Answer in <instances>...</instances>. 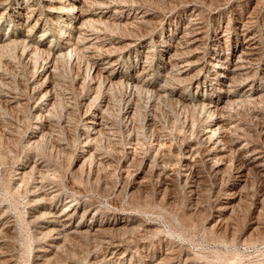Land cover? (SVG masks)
Instances as JSON below:
<instances>
[{
    "label": "rangeland",
    "instance_id": "obj_1",
    "mask_svg": "<svg viewBox=\"0 0 264 264\" xmlns=\"http://www.w3.org/2000/svg\"><path fill=\"white\" fill-rule=\"evenodd\" d=\"M86 3L100 12L85 26L103 34L102 48L65 47L70 12L0 0V264H264V0ZM242 28L256 47L250 81L222 86L216 66L236 59ZM110 55L108 81L96 69ZM186 59L194 66L180 73ZM100 100L105 120L87 152L85 110ZM207 124L224 153L208 155ZM63 200L79 206L78 231L54 243L47 211Z\"/></svg>",
    "mask_w": 264,
    "mask_h": 264
},
{
    "label": "bare ground",
    "instance_id": "obj_2",
    "mask_svg": "<svg viewBox=\"0 0 264 264\" xmlns=\"http://www.w3.org/2000/svg\"><path fill=\"white\" fill-rule=\"evenodd\" d=\"M37 1V0H36ZM88 0H69V2H70V4H69V6H68V4H67V6H68V8L66 9L65 8V6H64V4L63 5H57V4H60V0H39V3H41L42 5H46L48 8L50 7L51 9H50V11H52V9H56V10H54V12L55 13H57V15L60 17V16H65V14H67V12H70L71 13V18L72 19H74V24L73 25H68V29H61V31L62 32H64V34H63V36H62V40H63V44L65 45V47H67V48H70V47H72L75 43H82V44H84V46L85 47H87V48H90V47H95V46H99V47H101V46H105L106 44H107V41H106V38L103 36V34L102 35H98L97 33H100V32H97V33H95V32H93L92 33V31H90V25H89V29L85 26V24H87L88 25V23H90V24H92V23H94V25H95V21H96V19L98 18V16H100V12L97 10V11H87V9H85L86 8V6L87 5H89V4H87L86 2H87ZM91 1V0H90ZM97 2V1H96ZM100 2V1H99ZM98 2V3H99ZM103 2V1H102ZM108 2V1H107ZM95 3V2H94ZM98 3H97V5H98ZM33 4H35V3H33ZM102 4H104V3H102ZM54 5H56V6H54ZM93 5V4H92ZM114 5H115V3H114ZM95 6V5H94ZM94 6H92V8L91 9H93V7ZM102 6V5H101ZM117 6V5H116ZM42 7V6H41ZM90 7V6H89ZM120 7V6H119ZM198 7V6H197ZM196 7V8H197ZM29 8V7H28ZM39 8V7H38ZM43 8V7H42ZM105 8V7H104ZM27 9V8H26ZM36 8H30V15H29V13H28V17H31L32 15H33V11L35 10ZM98 9H99V7H98ZM103 9V8H102ZM195 9V8H194ZM96 10V9H95ZM122 10V9H121ZM5 11V10H4ZM46 11V10H45ZM103 11V10H102ZM119 11V10H118ZM26 12V11H25ZM113 12H114V10H113ZM103 13V12H102ZM1 14V13H0ZM143 14V13H142ZM25 15V14H24ZM35 15V14H34ZM120 15V14H119ZM38 16V15H37ZM105 16V15H104ZM136 16V15H135ZM36 17V16H35ZM45 17H46V15H45ZM112 17V16H111ZM120 17V16H119ZM126 17V16H125ZM196 17V16H195ZM241 18V17H240ZM41 19V18H40ZM134 19V18H133ZM187 19H189V18H187ZM49 20V19H48ZM76 20H80V21H82V22H80V24L79 25H75L76 24ZM103 20V19H102ZM107 20V19H106ZM250 20V19H249ZM71 21V20H70ZM193 21V20H192ZM120 22V21H119ZM66 23V22H65ZM97 23H98V21H97ZM103 23V22H102ZM137 23V22H136ZM253 23V22H252ZM53 24H54V21H53ZM195 24V23H194ZM251 24V23H250ZM25 25V24H24ZM100 25H101V23H100ZM67 26V25H66ZM92 26V25H91ZM95 26H97V24L95 25ZM197 26V25H196ZM199 26V25H198ZM243 26V25H242ZM98 27H100V26H98ZM192 27V26H191ZM223 27H225V26H223ZM256 27V26H255ZM47 28H49V27H47ZM93 28H94V30H95V27L93 26ZM187 28H189V27H187ZM96 29H98V28H96ZM101 29V28H100ZM183 29V28H182ZM192 29V28H191ZM239 29V28H238ZM247 29V28H246ZM246 29H244V28H242L241 29V35H246L245 36V38L243 39V46H242V48L239 50V53L237 54V57H236V59L232 62V63H230L229 65H227V66H221V65H218V66H216V74L218 75V73L219 72H222L223 74H222V77H223V79L220 81L221 82V85L222 86H230L232 83H234V80L235 79H239L238 81L242 84V85H245V84H247L248 83V80H249V76H248V74H249V70L252 68L251 66H249V58L252 56V55H254V53H255V49H256V47H255V43H254V41H253V37L251 36V34L250 33H248V32H245L246 31ZM258 29V28H257ZM92 30V29H91ZM93 30V31H94ZM101 30H104V28H102ZM43 31V30H42ZM96 31H98V30H96ZM108 31H110V30H108ZM107 31V32H108ZM194 31V30H193ZM111 32V31H110ZM109 32V34H111ZM190 32V31H189ZM207 32V31H206ZM184 33V32H183ZM108 34V35H109ZM200 34V31H199V29H198V27L196 28V30H195V32H193V34L190 36V37H188L186 40H184V45H185V49L187 50V53H188V55L189 56H193L195 53H196V50H194V48L198 45V43L200 42V38L198 37V35ZM225 34V33H224ZM26 35V34H25ZM41 35H43L42 33H41ZM57 35V34H56ZM75 35H78V37H79V41L78 42H74V40H73V38H74V36ZM113 35V34H112ZM222 35V34H221ZM240 35V34H239ZM60 36V35H59ZM189 36V35H188ZM223 36V35H222ZM257 36V35H256ZM261 36V35H260ZM259 36V37H260ZM112 37V36H111ZM117 37V36H116ZM242 37V36H241ZM21 38V37H20ZM58 38V37H57ZM180 38V37H179ZM207 38V37H206ZM262 38V37H261ZM11 39V38H10ZM27 39V38H26ZM77 39V38H76ZM111 40H112V38H110ZM120 39V38H119ZM137 39V38H136ZM234 39V38H233ZM24 39H22V41H23ZM28 40V39H27ZM135 40V39H134ZM179 40V39H178ZM182 41V40H181ZM186 41V42H185ZM220 41V40H219ZM239 41V40H238ZM2 42H3V40H2ZM11 42V41H10ZM13 42V41H12ZM38 42V41H37ZM178 42V41H177ZM235 42V41H234ZM24 43V42H23ZM264 43V42H263ZM5 44H7V43H5ZM4 44V45H5ZM175 44V43H174ZM178 44V43H177ZM220 44V43H219ZM3 45V46H4ZM81 45V44H80ZM169 45V44H168ZM31 46V45H30ZM35 46V45H34ZM79 46V45H78ZM113 46V45H112ZM175 46H176V44H175ZM179 46V45H178ZM233 46V45H232ZM63 47V46H62ZM61 47V48H62ZM73 47H75V46H73ZM84 47V48H85ZM181 47V46H180ZM30 48V47H29ZM51 48V47H50ZM49 48V49H50ZM53 48V47H52ZM83 48V49H84ZM102 48V47H101ZM48 49V48H47ZM73 50H76V49H74V48H72ZM33 50H34V47H33ZM32 50V51H33ZM36 50H37V48H36ZM42 50V49H41ZM66 50V49H65ZM89 50V49H88ZM91 51H92V48L90 49ZM89 50V51H90ZM97 50H98V48H97ZM147 50V49H146ZM184 50V49H183ZM28 51V50H27ZM47 51V50H46ZM58 51V50H57ZM69 51V50H68ZM90 51V52H91ZM176 51V50H175ZM174 51V52H175ZM71 52V51H70ZM95 52V51H94ZM97 52V51H96ZM223 52V51H222ZM225 52V51H224ZM27 53V52H26ZM59 53V52H58ZM57 53V54H58ZM63 53V52H62ZM65 53V52H64ZM85 53V52H84ZM105 53V52H104ZM173 53V52H172ZM30 54H31V52H30ZM49 54V53H48ZM61 54V53H60ZM177 54V53H176ZM204 54V53H203ZM257 54V53H256ZM262 54V53H261ZM68 55V54H67ZM88 55H90V53L88 54ZM122 55V54H121ZM178 55V54H177ZM196 55V54H195ZM226 55V54H225ZM235 55V54H234ZM53 56V55H52ZM58 56V55H57ZM56 56V57H57ZM91 56V55H90ZM115 56V55H114ZM150 56V55H149ZM197 56H195V58H196ZM257 57V56H256ZM51 58V57H50ZM89 58V57H88ZM183 58V57H182ZM204 58V57H203ZM46 59V58H45ZM99 59V58H98ZM122 59V58H121ZM170 59V58H169ZM200 59V58H199ZM231 59V58H230ZM91 60V59H90ZM217 60V59H216ZM51 61V60H50ZM200 61V60H199ZM202 61V60H201ZM45 62V61H44ZM166 62V61H165ZM171 62V61H170ZM174 62V61H173ZM117 62H116V60H114L113 59V57L110 55V56H107V57H105V59H104V62L102 63V65L101 66H99V67H97V69H96V67H95V69L97 70L96 71V73H98V74H100L101 75V77H103L104 76V78L106 77V79L108 80H110V79H112L113 78V76H112V72H113V67H115L117 64H116ZM149 63H150V61H149ZM169 63V62H168ZM176 63V62H175ZM210 63V62H209ZM212 63V62H211ZM46 64H48V63H46ZM147 64V63H146ZM170 64H172V63H170ZM206 64V63H205ZM213 64V63H212ZM120 65V64H119ZM194 66V63L192 64V63H190L189 61H188V59H186V60H183V61H181L180 62V64L178 65L179 66V70H180V73H184L186 70H188L191 66ZM197 65V64H196ZM43 66H45V65H43ZM53 66V65H52ZM169 66V65H168ZM176 66V65H175ZM93 67V66H92ZM150 67V66H149ZM251 67V68H250ZM146 68V67H145ZM145 68L143 67L138 73H137V75L135 74V75H133L130 79H129V83H130V85L132 84V85H134V84H137V83H139L140 82V79H144V77H145V74H146V71H145ZM177 68V67H176ZM263 68V67H262ZM44 69H45V67H44ZM43 69V70H44ZM148 69V68H147ZM173 69V68H172ZM197 69V68H196ZM193 70H195V69H193ZM41 71V70H40ZM137 71V70H136ZM172 71V70H171ZM196 71V70H195ZM169 72V71H168ZM175 72V71H174ZM166 73V72H165ZM171 73V72H170ZM264 73V72H263ZM95 73H93V75H94ZM97 74V75H98ZM164 74V73H163ZM48 75V74H47ZM96 75V74H95ZM178 75V74H177ZM253 75H255V74H253ZM45 76V75H44ZM162 76V75H161ZM49 77V76H48ZM98 77H100V76H98ZM115 77V76H114ZM192 77V76H191ZM190 77V78H191ZM216 77V76H215ZM165 78V77H164ZM44 79H46L45 77H44ZM48 79V78H47ZM46 79V80H47ZM163 79V78H162ZM166 79V78H165ZM220 79V78H219ZM108 80V81H109ZM213 80V79H212ZM236 80V81H237ZM103 81H105V80H103ZM250 81V80H249ZM117 82H119L120 83V81H118V79H117ZM1 83V82H0ZM103 84H104V82H102ZM126 83V82H125ZM201 83V82H200ZM212 83V82H211ZM112 84V83H111ZM113 84H114V82H113ZM128 84V83H127ZM172 84V83H171ZM197 84V83H196ZM185 85V84H184ZM190 85V84H189ZM195 85V84H194ZM264 85V84H263ZM1 86V85H0ZM148 86V85H147ZM105 87V86H104ZM128 87V86H127ZM131 87V86H130ZM141 87V86H140ZM151 87V86H150ZM160 87V86H159ZM182 87V86H181ZM186 87V86H185ZM194 87V86H193ZM1 88H3V89H5L4 87H1ZM102 88V87H101ZM137 88V87H136ZM142 88V87H141ZM144 88H146V87H144ZM156 88V87H155ZM189 88V87H188ZM217 88V87H216ZM231 88V87H230ZM232 88H234L233 86H232ZM143 89V88H142ZM149 89V88H148ZM184 89V88H183ZM220 89V88H219ZM238 89V88H237ZM105 90V89H104ZM103 90V91H104ZM132 90H134V88L132 89ZM150 90V89H149ZM246 90V89H245ZM244 90V91H245ZM148 91V90H147ZM152 91V90H151ZM168 91V90H167ZM165 92V91H164ZM5 93V92H4ZM167 93V92H166ZM170 93V92H169ZM183 93V92H182ZM238 93V92H237ZM247 93V92H246ZM249 93V92H248ZM260 94V93H259ZM263 94H264V92H263ZM4 95V94H3ZM5 96V95H4ZM101 96V95H100ZM106 96V95H105ZM171 96V95H170ZM182 96V95H181ZM248 96H250V95H248ZM7 97V96H6ZM53 97V96H52ZM247 97V96H246ZM253 97V96H252ZM98 98H99V96H98ZM226 98V97H225ZM249 98V97H248ZM53 99V98H52ZM176 99V98H175ZM246 99V98H245ZM251 99V98H250ZM43 100V99H42ZM97 100V99H96ZM95 100V101H96ZM131 100V99H130ZM173 100V99H172ZM194 100V99H193ZM210 100V99H209ZM94 101V102H95ZM177 101V100H176ZM191 101V100H190ZM239 101V100H238ZM44 102V101H43ZM100 104H98V107H97V109L93 112V113H90L89 111L87 112V109L85 110L86 111V113H85V115H87V119H86V129H85V135H84V143H83V147H85V151H87L88 150V148H89V146L91 145L90 143H91V141H92V139H94L99 133H100V131H101V129H102V127H103V123H104V116H103V114H104V112H103V108H101V105H102V103L104 102V100H100ZM198 102V101H197ZM44 103H46V102H44ZM48 103V102H47ZM46 103V104H47ZM108 103V102H107ZM194 103V102H193ZM199 103H201V102H199ZM227 103H228V101H227ZM45 104V105H46ZM51 104V103H50ZM94 104V103H93ZM130 104V103H129ZM128 104V105H129ZM203 104H204V102H203ZM207 104V103H206ZM205 104V105H206ZM88 105V104H87ZM92 105V104H91ZM198 105V104H197ZM223 105V104H222ZM39 106V105H38ZM97 106V105H96ZM132 106V105H131ZM189 106V105H188ZM190 106H191V104H190ZM194 106H195V104H194ZM86 107V106H85ZM134 107V106H133ZM196 107V106H195ZM205 107H207V106H205ZM209 107V106H208ZM207 107V108H208ZM212 107H215L216 108V106H212ZM211 107V108H212ZM105 108V107H104ZM106 108H107V106H106ZM132 108V107H131ZM199 108H200V106H199ZM107 110V109H106ZM213 110V109H212ZM212 110L211 111H209V113L210 112H212ZM215 110V109H214ZM45 111V110H44ZM201 111V110H200ZM207 112V111H206ZM127 113V112H126ZM131 113H133V112H131ZM218 113V112H217ZM202 114H204L203 112H202ZM213 114V113H212ZM107 115V114H106ZM106 115H105V117H106ZM209 115V114H208ZM207 115V116H208ZM214 115V114H213ZM217 115V114H216ZM43 116V115H42ZM215 116V115H214ZM221 116V115H220ZM203 117V116H202ZM217 117V116H216ZM219 117V116H218ZM109 118V117H108ZM205 118V117H204ZM223 118V117H222ZM208 119V118H207ZM211 119H212V117H211ZM219 119H220V117H219ZM227 120H228V118H227ZM209 121V120H208ZM212 121V120H211ZM109 122V121H108ZM106 123V122H105ZM228 123H229V121H228ZM228 123H227V125H228ZM47 124V123H46ZM217 124V123H216ZM233 124H235V123H233ZM208 125V124H207ZM46 126V125H45ZM212 125H208L205 129H204V131L202 132V135H203V137L204 138H206L207 140H208V142L212 145L211 147H210V149H209V152H208V155H213L214 153H224L225 151H224V149L223 148H219V147H216L217 146V143H220L219 142V140L221 139L220 138V135H218V134H216V133H213V131H212V127H211ZM222 127V126H221ZM226 127V126H225ZM228 127H230L229 125H228ZM111 128V127H110ZM203 128V127H202ZM109 129V128H108ZM200 129V128H199ZM200 130V131H201ZM219 130V129H218ZM40 131V130H39ZM106 131H108V130H106ZM216 131V130H215ZM81 133H82V131H81ZM237 134V133H236ZM102 135V134H101ZM227 135V134H226ZM240 135V134H239ZM82 137H83V135H82ZM83 142V141H82ZM96 143V142H95ZM208 144V143H207ZM248 144V143H247ZM250 144V143H249ZM222 146V145H221ZM228 146V145H227ZM229 146H230V144H229ZM91 147V146H90ZM242 147H244V146H242ZM257 147V146H256ZM94 148V147H93ZM254 149H255V147H254ZM94 150V149H93ZM260 151V150H259ZM88 152V151H87ZM90 152V151H89ZM228 152V151H227ZM241 152V151H240ZM246 152V151H245ZM237 154H238V152H237ZM88 155V154H87ZM241 155V154H240ZM259 159V156L258 155H256V154H253V153H250V154H248L247 155V157L245 158V161L246 162H250L251 164H253V163H255V162H257V160ZM236 161V160H235ZM32 162V161H31ZM34 162V161H33ZM37 162V161H36ZM240 163V162H239ZM262 163V162H261ZM221 164V163H220ZM36 165V164H35ZM34 165V166H35ZM257 165H259V164H257ZM263 165V164H262ZM31 167H33L32 165H31ZM254 168V167H253ZM30 169V168H29ZM218 169V168H217ZM32 170V169H31ZM37 170V169H36ZM41 170V169H40ZM246 170V169H245ZM37 172V171H36ZM41 173V172H40ZM236 173V172H235ZM39 174V173H38ZM42 174V173H41ZM41 174H40V176H41ZM262 179V178H261ZM37 181V180H36ZM41 184V183H40ZM44 186V185H43ZM50 186V185H49ZM39 187V186H38ZM37 187V188H38ZM46 187H47V185H46ZM35 188V187H34ZM44 189V188H43ZM32 193V192H31ZM42 193V192H41ZM49 193V192H48ZM53 193V192H52ZM48 195V194H47ZM50 195V194H49ZM64 195V194H63ZM46 196V195H45ZM35 197V196H34ZM39 198V197H38ZM56 198V197H55ZM42 200V199H41ZM33 201V200H32ZM80 201H81V199H80ZM53 202V201H52ZM60 202V201H59ZM83 202V201H82ZM41 203V202H40ZM63 207L60 209V210H58L57 208H55V207H47L48 208V214L50 215V219H49V221H48V223H50L51 224V232H52V234H53V237H52V239H53V242L54 243H56L57 241H59V239H60V237H61V235L63 234V233H70V232H76V231H78V229L76 228L77 227V224L75 225V228H72L71 227V221H72V219L80 212L81 213V211H79V206H77V204L75 203V202H73L72 200H63ZM88 205V204H87ZM48 206V205H47ZM225 206V205H224ZM40 207V206H39ZM90 207V206H89ZM96 210V209H95ZM230 210V209H229ZM35 211H37V210H35ZM44 212V211H43ZM82 213H88V210H84V211H82ZM97 213V212H96ZM4 214V213H3ZM36 216V215H35ZM40 216V215H39ZM46 216H48V215H46ZM80 216V215H79ZM85 217V216H84ZM9 218V217H8ZM45 218H47V217H45ZM98 218V217H97ZM43 219V218H42ZM89 220V219H88ZM93 220V219H92ZM5 221V220H4ZM76 221V220H75ZM9 223H7V225H8ZM37 224V223H36ZM39 225V224H38ZM116 225V224H115ZM122 225V224H121ZM120 225V226H121ZM81 226V225H80ZM79 226V227H80ZM85 226V225H84ZM102 226V225H101ZM125 226V225H124ZM90 227V226H89ZM103 228V227H102ZM11 231V230H10ZM47 231V230H46ZM80 232V231H79ZM87 232V231H86ZM85 233V232H84ZM42 234V233H41ZM48 234V233H47ZM0 235H1V233H0ZM73 235V234H72ZM51 236V235H50ZM79 236V235H78ZM49 237V236H48ZM51 238V237H50ZM95 238V237H94ZM51 239V240H52ZM107 239V238H106ZM103 240V239H102ZM1 241V240H0ZM115 244V243H114ZM54 247V246H53ZM58 247V246H57ZM117 247V246H116ZM106 250V249H105ZM112 252V251H111ZM119 257V256H118ZM3 258V257H2ZM5 260V259H4ZM3 261V260H2ZM1 261V262H2ZM5 263V262H4ZM3 264V263H2Z\"/></svg>",
    "mask_w": 264,
    "mask_h": 264
}]
</instances>
